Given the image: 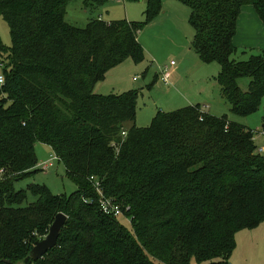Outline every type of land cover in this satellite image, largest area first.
<instances>
[{"label": "trees", "instance_id": "16d2710c", "mask_svg": "<svg viewBox=\"0 0 264 264\" xmlns=\"http://www.w3.org/2000/svg\"><path fill=\"white\" fill-rule=\"evenodd\" d=\"M71 1L0 0L12 37L0 86V264H229L237 233L264 223L255 132L200 105L158 112L149 127H137V92L104 96L95 88L126 60L144 61L139 34L162 0H145V22L98 18L85 28L66 21ZM83 1L95 9L114 0ZM179 1L191 11L192 48L221 67L216 81L231 112H258L264 52L237 61L234 39L247 7L264 26V0ZM241 78H250L247 91ZM38 143L60 158L75 193L54 195L39 184L15 190L38 171ZM97 183L134 233L101 212ZM60 213L67 221L58 245L33 260Z\"/></svg>", "mask_w": 264, "mask_h": 264}, {"label": "rangeland", "instance_id": "374dc122", "mask_svg": "<svg viewBox=\"0 0 264 264\" xmlns=\"http://www.w3.org/2000/svg\"><path fill=\"white\" fill-rule=\"evenodd\" d=\"M146 11V1L126 3L124 0H114L105 7L87 9L83 0H73L67 6L66 21L79 28H85L90 20L98 18L106 22L127 20L142 23L146 21ZM190 12L179 0H162L160 13L139 35L145 53L144 61L136 63L128 59L114 67L104 81L97 84L95 93L108 96L137 92L136 126L140 128L149 127L158 112L170 113L200 105L205 112L216 117L227 116L230 121L242 124L254 132H261L264 125V99L260 110L251 116L240 117L231 112L216 81L221 72L220 65L202 62L192 48L195 31L189 22ZM0 39L5 49L0 55L2 75L3 62H7L12 37L8 24L1 17ZM258 53V50L239 49L235 59L249 60ZM172 62L175 66L171 65ZM165 73L169 79L167 84L162 80ZM249 83L250 78L238 80L243 91H247ZM131 125L128 124V127ZM263 142L264 137L260 136L257 143L262 145ZM36 154L38 171L16 181V191L26 190L32 184L44 185L54 195H71L78 190L76 184L67 177L64 164L53 160L55 154L50 146L38 143ZM44 163L53 166L48 171H41ZM119 221L130 233H134L129 219L124 217ZM191 264H196L195 260Z\"/></svg>", "mask_w": 264, "mask_h": 264}, {"label": "crops", "instance_id": "0c3cea01", "mask_svg": "<svg viewBox=\"0 0 264 264\" xmlns=\"http://www.w3.org/2000/svg\"><path fill=\"white\" fill-rule=\"evenodd\" d=\"M234 43L238 50L264 51V26L252 7L243 10ZM229 264H264V223L256 229L237 233L236 249L230 257Z\"/></svg>", "mask_w": 264, "mask_h": 264}, {"label": "built area", "instance_id": "2783aa9c", "mask_svg": "<svg viewBox=\"0 0 264 264\" xmlns=\"http://www.w3.org/2000/svg\"><path fill=\"white\" fill-rule=\"evenodd\" d=\"M171 65H175L174 62L171 63ZM167 71V70H166ZM162 80L167 84L169 79H168V76L166 75V73L163 75L162 77ZM5 85V77L4 75H0V86H4ZM123 136H126V132H123L122 134ZM260 136H264V132L263 130L261 132L259 131H256L255 132V135H254V141L256 142V140L260 137ZM257 144V142H256ZM258 148H257V152L259 154H264V144L263 145H258ZM53 160H57L58 162L60 161V158H58L56 155L55 157L53 158ZM53 165L51 163H44L42 166H41V169L43 171H48L49 168H51ZM93 179V178H92ZM94 180V179H93ZM96 192L98 193V204H99V207H100V210L103 214L105 215H108V216H113V217H116L118 219H121V218H127L126 215H125V211L122 209V207L117 204V202H115L114 200H112L111 198H107L104 196L103 192H102V189H101V186L99 183L96 184ZM88 202L90 204H93L94 203V200H88ZM128 219V218H127Z\"/></svg>", "mask_w": 264, "mask_h": 264}, {"label": "water", "instance_id": "95a60500", "mask_svg": "<svg viewBox=\"0 0 264 264\" xmlns=\"http://www.w3.org/2000/svg\"><path fill=\"white\" fill-rule=\"evenodd\" d=\"M144 1V0H140ZM67 221V216L65 214H58L54 223L51 225L49 234L43 240L36 243L31 251V258L33 260L42 259L48 251L54 249L58 245V240L62 228L65 226Z\"/></svg>", "mask_w": 264, "mask_h": 264}]
</instances>
